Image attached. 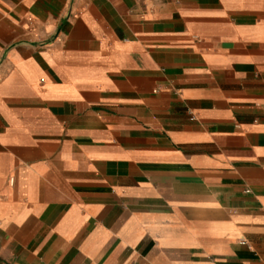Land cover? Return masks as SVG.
Returning a JSON list of instances; mask_svg holds the SVG:
<instances>
[{
  "label": "crops",
  "instance_id": "1",
  "mask_svg": "<svg viewBox=\"0 0 264 264\" xmlns=\"http://www.w3.org/2000/svg\"><path fill=\"white\" fill-rule=\"evenodd\" d=\"M0 264H264V0H0Z\"/></svg>",
  "mask_w": 264,
  "mask_h": 264
}]
</instances>
